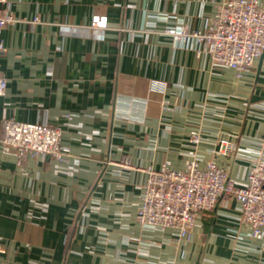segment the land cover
I'll use <instances>...</instances> for the list:
<instances>
[{"label": "crops", "instance_id": "obj_1", "mask_svg": "<svg viewBox=\"0 0 264 264\" xmlns=\"http://www.w3.org/2000/svg\"><path fill=\"white\" fill-rule=\"evenodd\" d=\"M224 1L0 5L17 19L0 34V140L13 118L60 127L70 149L65 160L20 158L0 144V264H264V238L250 236L233 197L189 240L137 221L149 168L185 170L196 150L201 169L214 162L243 184L264 160V53L240 75L165 33L206 30Z\"/></svg>", "mask_w": 264, "mask_h": 264}, {"label": "built area", "instance_id": "obj_2", "mask_svg": "<svg viewBox=\"0 0 264 264\" xmlns=\"http://www.w3.org/2000/svg\"><path fill=\"white\" fill-rule=\"evenodd\" d=\"M1 4L6 5V0H0ZM16 20L7 7L0 6V34ZM102 20L96 15L91 26L102 28ZM165 33L177 40H195L200 51L209 54L216 67L231 68L241 75L264 53V7L260 0H225L206 30L168 29ZM3 51L0 40V53ZM6 89L7 80L0 74V97ZM61 136L62 129L58 126L10 118L2 122L0 144L4 151H14L20 158L45 155L65 160L70 149L61 144ZM201 141L198 132L191 133L194 149ZM220 152L228 154L229 144L223 142ZM190 155L192 159L185 170H175L168 165L146 170L148 179L137 221L146 228L174 229L180 238L189 240L204 212L214 209L221 199L233 197L240 204L241 221L251 229L250 236L264 238V160H257L250 167L245 183L239 184L214 162L201 169L196 150Z\"/></svg>", "mask_w": 264, "mask_h": 264}]
</instances>
